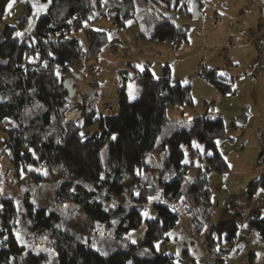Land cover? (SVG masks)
<instances>
[{
  "label": "trees",
  "instance_id": "16d2710c",
  "mask_svg": "<svg viewBox=\"0 0 264 264\" xmlns=\"http://www.w3.org/2000/svg\"><path fill=\"white\" fill-rule=\"evenodd\" d=\"M10 1L0 0V17ZM36 1V13L27 3L17 24L0 31V128L6 132L0 149L10 153L16 176L22 171L42 179L40 172H45L61 182L53 190L51 206H35L25 196L17 207L11 196H0V264H180L154 246L175 226L178 215L173 208L189 213L193 229L203 233L206 249L218 257L231 252L232 243L251 231L264 244V213L258 209L208 225L214 207L208 172L215 169L224 175L228 169L216 145L225 124L220 116L206 114L188 121L167 117L169 106L192 104L189 85L172 81L168 66L159 77L146 66L119 70L116 110L95 117V110L87 106L82 126L66 121L71 100L61 82L68 78L67 64L97 56L107 42V32L85 22L105 15L114 27L125 26L136 16L135 1ZM197 2L145 0L141 10L150 27L141 35L175 45L185 41L187 27L175 23L172 11L182 5L190 13L193 4L197 10ZM81 27L85 48L68 35ZM197 74L221 94L232 92V77L226 72L203 64ZM128 80L139 87L135 99L125 91ZM97 120V131L80 133ZM257 185L264 188V172L250 183L247 199H252ZM147 204L156 216L145 219L142 240L131 243L124 235L142 224ZM79 208L94 227L107 228V255L91 251L82 234L68 225ZM240 228L248 234H238ZM47 250L54 253L52 259Z\"/></svg>",
  "mask_w": 264,
  "mask_h": 264
},
{
  "label": "rangeland",
  "instance_id": "374dc122",
  "mask_svg": "<svg viewBox=\"0 0 264 264\" xmlns=\"http://www.w3.org/2000/svg\"><path fill=\"white\" fill-rule=\"evenodd\" d=\"M134 1L136 16L125 26L114 27L110 17L105 15L85 22V26L107 32V42L97 56H85L69 62V73L65 77L75 80L76 92L85 96L86 107L93 108L95 117H98L108 109L113 111L117 108L119 70L130 71L134 67L143 70L146 66L154 77H159L168 66L172 81L189 85L192 104L169 106L167 117L188 121L196 115L206 114L211 118L220 116L225 124L216 145L228 169L224 175L215 169L208 172L214 205L208 225L233 217V205L258 209L263 214L264 192L261 189L264 188L260 185L254 187L253 195L258 201L252 200L253 197L247 199L246 193L250 183L264 172V66L256 63L257 49L251 31L256 28L264 34V3L261 0H195L199 1L196 17L178 5L172 11L174 20L176 24L187 27V37L175 45L141 35L142 31L145 34L149 31V17L141 10L145 0ZM9 3H12L11 8ZM9 3L0 17V31L5 25L17 24L27 3L32 6L33 13L38 11L36 0H14V3L11 0ZM68 35L76 37L83 48L86 47L83 27L72 28ZM203 64L231 76L232 92L221 94L213 84L197 74ZM124 88L131 99L139 95V87L133 80H128ZM98 129L97 120L84 126L80 133L91 134ZM5 134L0 128V143ZM193 142L195 148H201V144ZM35 172L40 171L35 169ZM40 173L44 176L42 179L22 171L16 176L10 153L0 149V196H11L17 207L22 205L25 196L35 206L52 205L53 190L61 178ZM106 208L110 206L106 205ZM173 210L178 215L175 226L167 239L157 240L154 246L173 255L180 264H264V244L256 232L251 231L249 236L240 235L232 243L231 252L218 257L206 249L203 233L193 229L189 213L182 208ZM142 212V224L124 235L131 243L142 240L145 219L156 216L152 205L147 204ZM68 225L82 234L90 250L103 253L108 249L110 238L107 228L94 227L82 208L70 217ZM19 228L20 224H17ZM41 247L36 246L38 249ZM79 249L85 253L82 247ZM47 251L52 259L54 253Z\"/></svg>",
  "mask_w": 264,
  "mask_h": 264
},
{
  "label": "water",
  "instance_id": "95a60500",
  "mask_svg": "<svg viewBox=\"0 0 264 264\" xmlns=\"http://www.w3.org/2000/svg\"><path fill=\"white\" fill-rule=\"evenodd\" d=\"M191 13L194 17L198 15L195 4L191 7ZM61 85L62 91L66 94V98L71 101L75 99L74 102L67 105L65 119L66 121L73 123L76 127H80L84 122V111L87 100H84L85 96L81 93L76 94L75 80L72 78H64Z\"/></svg>",
  "mask_w": 264,
  "mask_h": 264
},
{
  "label": "built area",
  "instance_id": "2783aa9c",
  "mask_svg": "<svg viewBox=\"0 0 264 264\" xmlns=\"http://www.w3.org/2000/svg\"><path fill=\"white\" fill-rule=\"evenodd\" d=\"M258 29L253 28L252 31V39L253 42L255 43V47L257 49L256 52V63H259L260 65L264 66V34L260 33L257 31ZM254 201H258V198L253 195ZM231 210L234 214H242L244 216L249 215L252 210L250 207H246L243 205H233L231 207ZM251 210V212H250ZM244 232L245 234H248V231L244 228H240L238 231V234Z\"/></svg>",
  "mask_w": 264,
  "mask_h": 264
},
{
  "label": "snow or ice",
  "instance_id": "6c2138e0",
  "mask_svg": "<svg viewBox=\"0 0 264 264\" xmlns=\"http://www.w3.org/2000/svg\"><path fill=\"white\" fill-rule=\"evenodd\" d=\"M12 2L14 3V0H12ZM12 7V3H9V8H11ZM129 23H131V22H129ZM221 75H224L223 73H221ZM112 139L113 140H115L116 139V137L115 136H113L112 137ZM217 143H219V142H217ZM197 147H200L199 145H197ZM261 191L262 192H264V189H261ZM258 195H259V193H257ZM151 199V198H150ZM145 215H147L146 213H145ZM133 243H135V241H133ZM158 247V246H157ZM103 255H107V253H102Z\"/></svg>",
  "mask_w": 264,
  "mask_h": 264
},
{
  "label": "flooded vegetation",
  "instance_id": "af4514ba",
  "mask_svg": "<svg viewBox=\"0 0 264 264\" xmlns=\"http://www.w3.org/2000/svg\"><path fill=\"white\" fill-rule=\"evenodd\" d=\"M76 94H77V92H76Z\"/></svg>",
  "mask_w": 264,
  "mask_h": 264
}]
</instances>
